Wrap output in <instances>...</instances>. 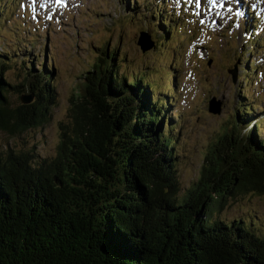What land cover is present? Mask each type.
I'll use <instances>...</instances> for the list:
<instances>
[{"label": "trees", "instance_id": "1", "mask_svg": "<svg viewBox=\"0 0 264 264\" xmlns=\"http://www.w3.org/2000/svg\"><path fill=\"white\" fill-rule=\"evenodd\" d=\"M4 1L0 21L19 3ZM165 7L154 12L162 24H153L152 35L159 43L168 25L156 45L168 52L165 45L188 22L168 17ZM250 41L257 42L253 34ZM26 47L18 51L29 55ZM100 52L70 98L55 153L0 151V264H264L259 219L218 216L229 197L264 194V110L240 100L231 126L209 143L198 178L181 193L175 64L165 92L145 69H125L117 48ZM12 55L0 52V130L18 135L47 119L55 70L52 61L35 69L23 56L24 79L12 84L4 75ZM10 89L32 100L14 105Z\"/></svg>", "mask_w": 264, "mask_h": 264}, {"label": "rangeland", "instance_id": "2", "mask_svg": "<svg viewBox=\"0 0 264 264\" xmlns=\"http://www.w3.org/2000/svg\"><path fill=\"white\" fill-rule=\"evenodd\" d=\"M135 2L19 0L12 10L5 8L3 13L10 16L0 21V52L8 51L13 55L10 69L4 75L12 84H19L25 76L22 62L26 56L33 59L35 69L48 66L52 61L56 103L51 105L41 125L18 135L0 130V151L11 147L31 149L44 156L55 153L61 136L60 123L69 120L70 98L82 81V73L93 67L101 47L105 46L118 49L119 56L126 61L125 69L132 73L145 69L159 90L165 92H168L170 79L168 70L175 64L178 92L174 94L171 109L182 121L176 162L181 193L198 178L209 143L220 130L231 126V113L240 100L253 103L263 112L264 0H243L241 5H237L236 0L228 3L227 0H215V3L200 0L199 4L197 0ZM7 3L5 0L4 4ZM160 6H166L168 17L173 14L180 22H188L185 30L173 36L169 45L168 40L165 41L168 52L165 48L163 51L161 45L156 46L168 25L160 28L159 43L152 35L153 24H162L153 17ZM237 8L243 11V16L236 15ZM132 9H136V13L129 17L127 13ZM182 13L189 14L184 17L186 20L180 18ZM252 20L259 21L257 26ZM142 33H147L154 42L146 51L139 44ZM252 34L256 43L250 41ZM25 45L26 50H30L29 55L18 51ZM249 72L250 83L246 78ZM27 94L10 89L8 97L14 105H19L21 97ZM211 101L220 104V113L209 110ZM259 126L258 131L263 133L264 123ZM249 214L264 227V194L238 193L229 197L218 212V216L227 220Z\"/></svg>", "mask_w": 264, "mask_h": 264}, {"label": "water", "instance_id": "3", "mask_svg": "<svg viewBox=\"0 0 264 264\" xmlns=\"http://www.w3.org/2000/svg\"><path fill=\"white\" fill-rule=\"evenodd\" d=\"M139 44L142 45L143 50L151 49L154 46V42L151 40V37L147 33H142L139 39ZM23 102L28 103L32 100V96L27 95L22 97ZM220 104H215L213 101L210 103L209 110L213 113H220Z\"/></svg>", "mask_w": 264, "mask_h": 264}, {"label": "snow or ice", "instance_id": "4", "mask_svg": "<svg viewBox=\"0 0 264 264\" xmlns=\"http://www.w3.org/2000/svg\"><path fill=\"white\" fill-rule=\"evenodd\" d=\"M59 2V0H58ZM200 0H197V3L199 4ZM213 3H215V0H213ZM243 3V0H236V4L237 5H241ZM254 6V5H253ZM236 15L238 16H243L244 13L243 11H241L239 8H237V11H236ZM201 23H203V21H201Z\"/></svg>", "mask_w": 264, "mask_h": 264}, {"label": "bare ground", "instance_id": "5", "mask_svg": "<svg viewBox=\"0 0 264 264\" xmlns=\"http://www.w3.org/2000/svg\"><path fill=\"white\" fill-rule=\"evenodd\" d=\"M229 2V0H227V3Z\"/></svg>", "mask_w": 264, "mask_h": 264}]
</instances>
